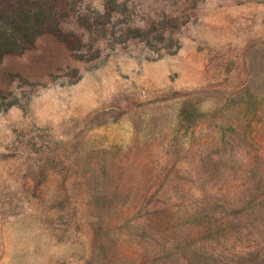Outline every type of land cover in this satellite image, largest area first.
<instances>
[{"label": "rangeland", "instance_id": "374dc122", "mask_svg": "<svg viewBox=\"0 0 264 264\" xmlns=\"http://www.w3.org/2000/svg\"><path fill=\"white\" fill-rule=\"evenodd\" d=\"M24 2L0 264H264V0Z\"/></svg>", "mask_w": 264, "mask_h": 264}, {"label": "trees", "instance_id": "16d2710c", "mask_svg": "<svg viewBox=\"0 0 264 264\" xmlns=\"http://www.w3.org/2000/svg\"><path fill=\"white\" fill-rule=\"evenodd\" d=\"M33 13L29 11L24 0H18L11 16V33L5 32L0 39V51L2 56L11 55L26 50L29 44H33L37 38V26L40 22L32 23ZM13 29V30H12Z\"/></svg>", "mask_w": 264, "mask_h": 264}]
</instances>
